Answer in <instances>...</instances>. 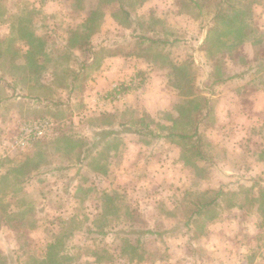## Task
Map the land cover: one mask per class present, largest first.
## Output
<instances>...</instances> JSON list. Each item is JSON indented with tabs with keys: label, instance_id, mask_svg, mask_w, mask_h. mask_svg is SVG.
<instances>
[{
	"label": "rangeland",
	"instance_id": "1",
	"mask_svg": "<svg viewBox=\"0 0 264 264\" xmlns=\"http://www.w3.org/2000/svg\"><path fill=\"white\" fill-rule=\"evenodd\" d=\"M219 2L0 0V39L9 38L24 63L23 29L35 30L46 40L49 66L38 80L22 68L6 75L0 66L5 264H39L61 232L57 264H258L254 255L264 236L254 225H264V216L247 207L245 190L254 179L264 181V0H230L226 6L229 13H244L251 33L242 45L226 48L232 59L217 55L222 66L214 72L222 83L211 84L215 77L202 46ZM95 8L103 12L90 39L97 65L79 69L84 56L67 47L68 36ZM142 35L153 42L142 43ZM70 69L73 78L78 72L71 90ZM179 72L180 78L186 74L180 82L193 84L201 109V158L181 147V139L164 137L165 119L177 115L176 106L190 92L173 85ZM134 78L139 81L120 98L108 96L113 85ZM33 121L49 125L41 135L20 139ZM146 122L154 135L132 132H146ZM219 190L213 220L203 214L198 225L186 227L191 202ZM103 211L110 214L99 218ZM115 228L119 235L109 232ZM99 229L108 233L99 235ZM126 230L134 232L133 243L139 234L137 255L121 251L119 236ZM258 257L264 264V254Z\"/></svg>",
	"mask_w": 264,
	"mask_h": 264
},
{
	"label": "trees",
	"instance_id": "2",
	"mask_svg": "<svg viewBox=\"0 0 264 264\" xmlns=\"http://www.w3.org/2000/svg\"><path fill=\"white\" fill-rule=\"evenodd\" d=\"M230 5V0H220L219 2V10L215 13L214 16L209 18V23L206 26V34L203 39V46L202 49L205 51L206 56L208 57V61L210 62L209 71L210 74L215 77L214 82H211V84H218L222 83L219 82L220 78L218 74L214 72V68H220L222 66V62L217 60L218 54H223L224 61L232 59L230 53L226 50V48H234L237 45H242L245 41V37H247L251 32L248 28V22L244 18V13L237 12L236 9L232 8L233 11L231 13L228 12V9L226 6ZM238 10V9H237ZM121 11L124 13L126 18L130 17V14L125 10V8H122ZM113 18L115 17L114 14H111ZM103 17V12L98 10L97 8L93 9L88 15L84 21L83 24L80 27H77L73 30H70L68 40L70 43L67 45V47L71 48L73 51H77L79 54L84 56V60L82 64L80 65L79 69L87 70L92 65H97V55L98 52L94 48L93 45L90 43V39L92 35L97 33L100 30L101 26V20ZM23 28H20L19 30H22ZM233 30L232 32H230ZM24 31V44L26 45V62H19L17 59L19 58V54L15 48L12 47L10 43V39L2 40L0 39V66L4 68L6 75L9 76H15L16 72L22 68L23 74L28 75L29 77L34 78L35 80H38L42 73H45L48 71V59H47V49L43 48L44 41L40 34H38L33 29H28ZM232 34V37L230 36ZM236 34V35H233ZM226 39H223L227 37ZM141 42L143 43L144 40H148L149 42H153V38L148 35H142ZM233 41H231V39ZM253 38L250 39L252 41ZM224 48H221L223 47ZM18 56V57H17ZM68 59H70V56H68ZM22 63V64H21ZM224 65V64H223ZM68 74V70H66L65 74H68L67 81L70 85V90L73 87V82H75V77L77 76L78 72L74 75V78L71 77V71ZM76 71L74 70L75 73ZM53 74H55L53 72ZM181 72L177 73L174 77L177 78V82L173 83L175 88L177 90H182V87L186 85L190 92L187 97L183 96V99L180 100V104L176 106V112L177 115L172 116L169 115L165 119L167 123V128L169 130L168 133L165 134L164 137L169 138L171 141L175 138L181 139L183 142L180 146L183 148H188L191 151V155H197L200 158L202 157V154L200 152V149L197 147V143L200 141V137H198L197 128L196 126L200 124V120L202 119L201 109L199 108L198 103H194L195 100L198 98L193 96V92L191 91L192 88H194L193 84L188 82H180L185 78V75H182L181 78L179 77ZM229 79L231 76L228 77ZM3 82H8L6 78H2ZM32 79V80H34ZM46 81V80H39L38 82ZM121 83V82H119ZM39 84L40 87L44 86L41 83H35ZM140 84V83H139ZM34 85V84H32ZM192 85V86H191ZM185 86V87H186ZM132 88V87H130ZM184 95V94H183ZM182 96V95H180ZM35 100H40V97L33 96ZM142 122L143 119H140ZM126 122H119L117 123L118 126H124ZM149 127V124L146 122L144 124V129H147L146 132H142L141 130H132L134 134L139 135H154L153 130H151ZM110 135V133H104V136L107 138ZM198 137L195 142L190 141L193 137ZM188 141V142H186ZM260 145L264 146V137L263 142H259ZM88 151H84L83 153L80 152L78 154V158H80V161H84V159L87 157ZM28 159V158H27ZM79 162V161H78ZM25 163V162H24ZM21 168V167H17ZM59 169H63V167L60 166ZM16 170V169H15ZM14 171V170H12ZM220 190L216 192V194L209 199H204L203 201L195 200V202H191V207L189 208V216L188 220L185 222L186 227H190L193 224H197L199 220L198 217L202 216L203 214H208L207 219H212V213L215 209L216 199L218 198L220 194ZM245 193L247 195V207L248 208H254L255 211H257L259 214H262L264 216V181L259 179H254L252 184L246 188ZM110 213L107 211H103L99 218H103ZM8 217V216H7ZM102 220H105L102 219ZM100 220V221H102ZM211 220L209 222H211ZM124 230V229H121ZM92 228L91 226L88 229V232L91 233ZM110 233H113L115 235H119L120 231L115 229H110ZM144 233L152 232L149 229L143 230ZM96 233L99 235H105L108 233V231H105L103 229L96 230ZM125 235L119 236V239L121 241V251H131L133 252V256L137 255L135 254V251L138 249L139 244V237L137 234L135 243H133L130 239V236L134 234L133 231L126 230ZM62 237V232L59 234H56L54 237L55 240L52 242H49L47 245L45 256H43L38 262L39 264H57L59 260V252L57 251V244H60ZM51 251L53 253H51ZM124 253V252H123ZM119 256H123L122 252H118ZM37 261V260H35ZM6 258L4 257V254L0 253V264H5Z\"/></svg>",
	"mask_w": 264,
	"mask_h": 264
},
{
	"label": "built area",
	"instance_id": "3",
	"mask_svg": "<svg viewBox=\"0 0 264 264\" xmlns=\"http://www.w3.org/2000/svg\"><path fill=\"white\" fill-rule=\"evenodd\" d=\"M137 78L127 80L126 82L118 83L113 85L112 92L108 95L112 99H118L123 95L130 87L134 86ZM107 98V97H106ZM49 123L47 121H33L25 124L21 130L20 139L29 140L38 135H41L44 130L48 127Z\"/></svg>",
	"mask_w": 264,
	"mask_h": 264
},
{
	"label": "crops",
	"instance_id": "4",
	"mask_svg": "<svg viewBox=\"0 0 264 264\" xmlns=\"http://www.w3.org/2000/svg\"><path fill=\"white\" fill-rule=\"evenodd\" d=\"M256 226H259L260 227V229H263V230H261V234L264 236V225H262V224H260V225H254V227H256ZM257 249H258V252L254 255L255 256V258H256V262L255 263H258V264H262L263 262L261 261L262 259H263V257H258L257 258V255L258 254H264V242H263V244H259L258 246H257Z\"/></svg>",
	"mask_w": 264,
	"mask_h": 264
}]
</instances>
